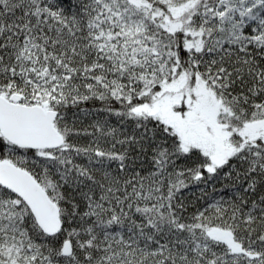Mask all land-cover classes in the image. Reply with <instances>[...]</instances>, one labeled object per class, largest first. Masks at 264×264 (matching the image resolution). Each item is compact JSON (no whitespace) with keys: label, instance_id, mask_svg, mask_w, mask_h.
<instances>
[{"label":"snow or ice","instance_id":"obj_1","mask_svg":"<svg viewBox=\"0 0 264 264\" xmlns=\"http://www.w3.org/2000/svg\"><path fill=\"white\" fill-rule=\"evenodd\" d=\"M0 264H264V0H0Z\"/></svg>","mask_w":264,"mask_h":264}]
</instances>
